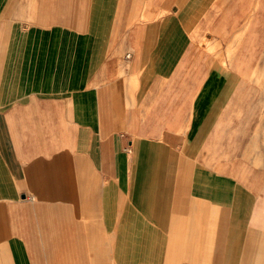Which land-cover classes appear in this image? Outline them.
<instances>
[{"label":"crops","instance_id":"1","mask_svg":"<svg viewBox=\"0 0 264 264\" xmlns=\"http://www.w3.org/2000/svg\"><path fill=\"white\" fill-rule=\"evenodd\" d=\"M0 264H264V0H0Z\"/></svg>","mask_w":264,"mask_h":264},{"label":"built area","instance_id":"2","mask_svg":"<svg viewBox=\"0 0 264 264\" xmlns=\"http://www.w3.org/2000/svg\"><path fill=\"white\" fill-rule=\"evenodd\" d=\"M35 194H36L35 191H31L30 194H29V197L30 198H34L35 197Z\"/></svg>","mask_w":264,"mask_h":264},{"label":"rangeland","instance_id":"3","mask_svg":"<svg viewBox=\"0 0 264 264\" xmlns=\"http://www.w3.org/2000/svg\"><path fill=\"white\" fill-rule=\"evenodd\" d=\"M250 11H251V10H250ZM250 11H249V12H250ZM248 14H250V13H248Z\"/></svg>","mask_w":264,"mask_h":264}]
</instances>
